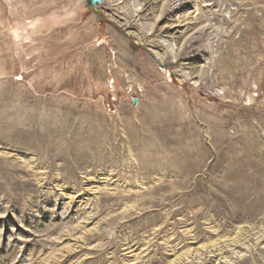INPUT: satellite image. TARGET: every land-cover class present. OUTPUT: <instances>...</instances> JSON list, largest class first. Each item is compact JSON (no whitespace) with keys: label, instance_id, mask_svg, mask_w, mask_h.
I'll list each match as a JSON object with an SVG mask.
<instances>
[{"label":"rangeland","instance_id":"1","mask_svg":"<svg viewBox=\"0 0 264 264\" xmlns=\"http://www.w3.org/2000/svg\"><path fill=\"white\" fill-rule=\"evenodd\" d=\"M85 2L0 0V264H264V0Z\"/></svg>","mask_w":264,"mask_h":264},{"label":"water","instance_id":"2","mask_svg":"<svg viewBox=\"0 0 264 264\" xmlns=\"http://www.w3.org/2000/svg\"><path fill=\"white\" fill-rule=\"evenodd\" d=\"M85 3L88 9L97 10L103 3V0H86ZM133 100L136 104L138 103V99L134 98Z\"/></svg>","mask_w":264,"mask_h":264},{"label":"bare ground","instance_id":"3","mask_svg":"<svg viewBox=\"0 0 264 264\" xmlns=\"http://www.w3.org/2000/svg\"><path fill=\"white\" fill-rule=\"evenodd\" d=\"M220 250V249H219ZM214 253V252H213ZM212 254V253H211Z\"/></svg>","mask_w":264,"mask_h":264}]
</instances>
